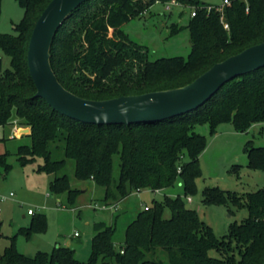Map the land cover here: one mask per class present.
<instances>
[{"label": "trees", "instance_id": "1", "mask_svg": "<svg viewBox=\"0 0 264 264\" xmlns=\"http://www.w3.org/2000/svg\"><path fill=\"white\" fill-rule=\"evenodd\" d=\"M51 1L17 0L24 15L14 26L16 34L0 33V49L10 58V68L5 70L0 58V127L11 124L13 117L30 127L31 145L18 148V162L26 166L41 159L36 171L53 175L51 193L66 194L70 205L80 193L71 188L65 173L68 160L74 161L76 179L105 189L104 201L118 200L113 186L121 200L138 190L163 191L178 180L184 197L190 198L197 192L199 157L206 146V137L196 127L209 123L214 134L220 124L230 122L237 132H246L252 124L264 122V67L228 82L197 110L159 122L97 126L59 114L35 97L27 60L35 24ZM171 1L89 0L81 5L61 27L51 50L59 82L89 100L170 90L264 42V0H228L222 11L201 0H176L195 10L186 26L172 24L170 32L174 35L186 28L191 52L187 59L149 61L146 48L129 39L122 26L155 3ZM245 151L248 167L264 171V147L248 143ZM115 155L120 157L118 182L112 175ZM0 165L5 173L11 168L5 155H0ZM202 196L206 205L231 203L246 208L248 218L230 224L228 233L218 238L182 196L166 195L127 225L119 249L115 228L101 222L94 226L86 262L78 261L71 248L60 246L27 257L11 238L10 247L0 254V264H264V188L241 196L206 188ZM166 210L169 218L164 216ZM46 227L45 215L34 214L32 226L20 232L29 237Z\"/></svg>", "mask_w": 264, "mask_h": 264}, {"label": "rangeland", "instance_id": "2", "mask_svg": "<svg viewBox=\"0 0 264 264\" xmlns=\"http://www.w3.org/2000/svg\"><path fill=\"white\" fill-rule=\"evenodd\" d=\"M211 5H221L222 0H201ZM193 8L189 6H172L165 10V3L157 2L146 12L122 26V30L132 41L147 50L149 61L161 58H188L191 52L189 31L184 28L171 35V25L186 26ZM24 11L17 0H0V33L16 34L18 24ZM110 29L109 36L112 37ZM3 70L10 68V58L0 49ZM13 126L0 129V155H5L6 163L11 165L8 173L0 165V196L14 194L0 204V254L11 245L27 257H34L38 252L51 253L56 247H68L74 250L75 258L86 262L90 256L91 241L95 235L96 223H105L115 228L114 242L119 249L124 244L125 230L137 214L154 201L161 202L167 195L171 198L182 196L186 206L195 210L200 219L209 225L215 236L222 238L228 233L230 224L241 223L248 218L246 208L229 204H210L202 202V193L206 188H219L241 196L264 188V171L248 167L246 147L248 143L255 147H264V122L252 124L246 132H237L232 123L220 124L211 134L209 123L196 127L195 131L206 137V146L199 157L201 176L197 179V192L189 198L184 197L182 184L178 180L171 188L163 191L141 190L132 192L128 197L119 199V194L112 188L117 201H104L105 189L91 181H80L74 176V161L68 160L65 173L69 176L72 189L80 194L75 204L70 205L67 195H55L50 191L54 176L36 171L42 160L35 164L22 166L17 160L20 146H30L31 138L26 136L25 127L17 118ZM30 128V127H28ZM17 132V133H15ZM17 134V135H16ZM187 161V160H186ZM112 175L115 182L120 177V157H113ZM109 203L116 208L108 207L106 211L97 210L98 205ZM100 207V206H99ZM115 207V206H114ZM44 214L47 221L45 231L32 233L29 237L20 230L32 226L33 215ZM164 216L170 217L169 210ZM78 234L75 236V234ZM212 256L218 257L215 251ZM97 264H103L99 261Z\"/></svg>", "mask_w": 264, "mask_h": 264}, {"label": "water", "instance_id": "3", "mask_svg": "<svg viewBox=\"0 0 264 264\" xmlns=\"http://www.w3.org/2000/svg\"><path fill=\"white\" fill-rule=\"evenodd\" d=\"M87 1L52 0L35 24L27 52L29 72L37 90L35 97L78 122L129 126L188 114L203 106L228 82L264 67L263 42L215 64L183 87L107 100L79 97L59 82L52 68L51 50L61 27Z\"/></svg>", "mask_w": 264, "mask_h": 264}, {"label": "built area", "instance_id": "4", "mask_svg": "<svg viewBox=\"0 0 264 264\" xmlns=\"http://www.w3.org/2000/svg\"><path fill=\"white\" fill-rule=\"evenodd\" d=\"M229 4V1L228 0H224L221 5L219 6H216L215 9H217L218 11H222L223 7L225 5ZM172 6H181V3L176 1V0H173L171 2H167L165 3V10L166 11H171V7ZM213 8V6L209 7L208 8V12ZM191 16H195V10L192 11L191 13ZM224 28L225 29H229V25L227 23H224ZM137 192H140L139 190ZM14 197V194L13 193H10L8 196H0V204H2L3 202H5L6 200L10 199V198H13ZM191 199L189 198V201ZM103 208H106V206H103ZM145 209H148V207H146ZM0 212H1V208H0ZM29 215H34L33 211L29 210L28 212ZM78 234L76 233L75 236H77ZM122 253V251H121Z\"/></svg>", "mask_w": 264, "mask_h": 264}, {"label": "crops", "instance_id": "5", "mask_svg": "<svg viewBox=\"0 0 264 264\" xmlns=\"http://www.w3.org/2000/svg\"><path fill=\"white\" fill-rule=\"evenodd\" d=\"M15 121L13 120V122L11 123V124H9V125H11V126H13L14 127V129L16 128V126H14L13 125V123H14ZM21 126H23V127H25V128H23V129H20L21 131L22 130H26L25 132L27 133L26 134V136H28L29 137V135H30V133H31V129L30 128H28L27 126H24V125H21ZM1 128H5V127H0V129ZM15 133H17V132H15ZM17 135V134H16ZM140 192H142V191H140ZM140 192H136V193H140ZM191 199V198H190ZM191 201V200H190ZM119 203H116V204H114V205H111V204H109V203H103L102 205H98V208L99 209H97V210H100V211H106L107 209H108V207H113V208H116V207H118L117 205H118ZM100 206V207H99ZM103 206H106V208H103ZM115 206V207H114Z\"/></svg>", "mask_w": 264, "mask_h": 264}]
</instances>
